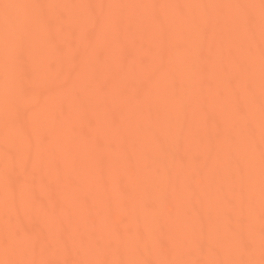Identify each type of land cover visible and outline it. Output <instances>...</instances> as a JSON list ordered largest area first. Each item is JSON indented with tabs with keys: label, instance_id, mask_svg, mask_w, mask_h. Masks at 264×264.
Instances as JSON below:
<instances>
[{
	"label": "bare ground",
	"instance_id": "1",
	"mask_svg": "<svg viewBox=\"0 0 264 264\" xmlns=\"http://www.w3.org/2000/svg\"><path fill=\"white\" fill-rule=\"evenodd\" d=\"M0 264H264V0H0Z\"/></svg>",
	"mask_w": 264,
	"mask_h": 264
}]
</instances>
